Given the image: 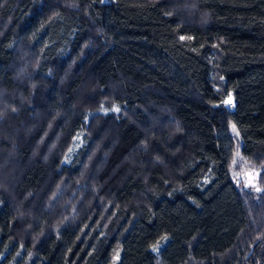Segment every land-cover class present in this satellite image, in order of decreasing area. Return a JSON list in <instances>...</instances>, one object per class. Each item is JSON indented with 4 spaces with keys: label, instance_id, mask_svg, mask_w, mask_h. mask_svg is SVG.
Here are the masks:
<instances>
[{
    "label": "trees",
    "instance_id": "obj_1",
    "mask_svg": "<svg viewBox=\"0 0 264 264\" xmlns=\"http://www.w3.org/2000/svg\"><path fill=\"white\" fill-rule=\"evenodd\" d=\"M0 264H264V0H0Z\"/></svg>",
    "mask_w": 264,
    "mask_h": 264
},
{
    "label": "rangeland",
    "instance_id": "obj_2",
    "mask_svg": "<svg viewBox=\"0 0 264 264\" xmlns=\"http://www.w3.org/2000/svg\"><path fill=\"white\" fill-rule=\"evenodd\" d=\"M84 87V86H83ZM226 107L228 109H231L232 108V101H231V98L228 96L226 99H225V103ZM111 111H109L108 109L106 108H102V107H99V109L97 110V112H99L100 114H104V113H107V112H113L114 109H110ZM81 144V136L80 135H76L70 148H69V151L67 153V155L64 157L63 161L64 162H67L70 158V155L72 152H74ZM234 179L236 180L235 183L237 184V186H240V187H247V188H250V189H255L257 190L258 189V186H257V181H256V176H255V172L251 169H244L242 170L241 174L238 175V174H235V177ZM160 246V243L159 244H156L152 250L154 252L157 251V248Z\"/></svg>",
    "mask_w": 264,
    "mask_h": 264
}]
</instances>
